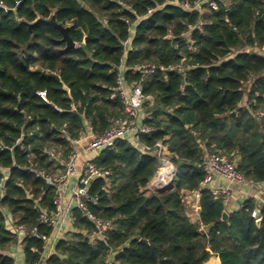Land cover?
Instances as JSON below:
<instances>
[{"label":"trees","instance_id":"trees-1","mask_svg":"<svg viewBox=\"0 0 264 264\" xmlns=\"http://www.w3.org/2000/svg\"><path fill=\"white\" fill-rule=\"evenodd\" d=\"M195 1L0 0V264H16L10 219L27 230L24 264L40 261L53 229L39 216L55 206L54 187L39 172L62 171L49 151L65 159L86 125L100 134L125 116L111 97L119 67L127 85L141 83L152 96L139 116L151 130L92 160L109 175L89 183L96 202L86 206L114 229L92 240L91 223L73 209L71 230L48 264H218L212 256L219 264H264V200L248 198L226 212L222 198L200 188L210 154L232 156L248 181L264 182V0H214L203 15L179 6ZM51 16L69 26L74 47L66 48L56 26L35 23ZM199 18L207 24L190 32L196 49L189 52L182 34ZM144 63L157 70L142 79L134 69ZM179 64L183 71L168 69ZM158 142L175 168L173 186L146 193ZM183 191L199 192L196 218Z\"/></svg>","mask_w":264,"mask_h":264},{"label":"built area","instance_id":"built-area-1","mask_svg":"<svg viewBox=\"0 0 264 264\" xmlns=\"http://www.w3.org/2000/svg\"><path fill=\"white\" fill-rule=\"evenodd\" d=\"M205 4L207 8H216V3L214 0H196L193 5L188 2L179 4L182 9H196L199 11L200 15H203L205 10L202 6ZM207 23L203 18H199L198 22L194 26H189L188 31L183 36L188 37V50L189 52H194L196 47L194 46V41L190 37V32L194 29L202 32L203 27ZM170 36V35H168ZM122 47L124 50L128 47V40L122 42ZM264 51V49H262ZM183 61V60H182ZM189 67V66H188ZM164 68H161L163 70ZM168 69H178L183 71V65L171 66ZM119 77L116 80V94L111 97L119 98V101L123 107L125 116L116 119L113 124L100 134H93L88 139H82L81 137L72 142L75 149L67 155L65 159L60 157L58 151L52 148L49 151L50 157L57 162H59L63 169L57 174H46L39 172V176L43 177L48 184L54 187V200L53 204L55 210L51 214L42 213L39 216V222L41 224L51 226L53 231L50 236L43 239L45 240V249L40 261L37 264H48L47 258L51 254V250L56 241V231L58 229L59 223L62 221L64 215L69 216L70 222L73 224L74 216L72 213L73 209H78L81 214L91 223L92 230L89 234L90 239H103L104 235L114 229V225L110 220L104 219L87 209L86 202L95 203L96 198H91L88 196L87 186L89 183L96 178L105 179L109 175V171L99 169L92 162L98 153L106 148L111 147L118 140H127L129 138H136L138 134L148 133L151 129L140 123L138 121L140 116V109L144 104H152V96L149 94H144L142 90L141 83L135 85H127L123 80L121 73L122 68L119 67ZM142 79L150 77L157 70L156 66L149 63H144L138 65L134 69ZM143 118V117H142ZM141 118V119H142ZM154 154L158 160L159 167L163 165H168L170 181L175 173V168L171 163L170 156L167 154L166 148L160 142L155 144ZM91 153L96 156L90 160H87L80 164V153ZM157 169V172H158ZM203 169L205 171L204 179L200 184V188H207L211 191L212 195L216 198L220 197L223 200L224 205L228 201L227 191L224 189L211 188L209 183L213 180L215 175L221 176L230 183L235 184H249L251 186H257L259 183L254 181H248L240 172L236 169V162L230 160L228 157L220 154H210L203 163ZM154 179L149 182V184L143 188V191L155 192L156 188H161L154 185ZM75 178V185L71 189V198L68 206H64L65 200V190L68 188L70 180ZM3 189V179L0 181V191ZM196 198H199V192L195 193ZM199 210V207H198ZM198 214V211H196ZM252 215L258 219V212L254 211ZM19 242L27 234V230L23 225H15L13 228ZM33 236H38L35 231L30 232Z\"/></svg>","mask_w":264,"mask_h":264},{"label":"crops","instance_id":"crops-1","mask_svg":"<svg viewBox=\"0 0 264 264\" xmlns=\"http://www.w3.org/2000/svg\"><path fill=\"white\" fill-rule=\"evenodd\" d=\"M121 68L123 71V67H121ZM140 114H143L142 110H141ZM140 119L141 118L138 119L139 122H140ZM92 135H93V133L91 132L90 127L88 125H86L85 131L82 134L81 138L82 139H88ZM73 148L75 149V147H73ZM95 156H96L95 154L81 152L80 153V159H79L80 164L87 161V160L92 159ZM75 180H76L75 178L70 180L69 186L65 190V200H64V206L65 207L68 206V204L70 202L71 189L75 185ZM209 186L211 188H216V189L221 188V189H224L227 191L228 201L225 204L226 212H231V211L237 210L241 206L243 201H245L248 198H253V199L257 200L258 202L264 200V182L259 183L257 186H251L249 184H235V183H230L229 181L225 180L221 176L215 175L213 180L209 183ZM171 188L172 187H170L169 189H171ZM183 195H184V201L187 205V213L189 212L188 207L192 211V213L191 214L188 213V215L190 217L196 218L198 215L196 213V211H198V199L196 198L194 192L191 193V192L183 191ZM9 222H10L11 227L14 228V221L10 219ZM71 226H72V223L69 220V216L67 214L64 215V217H63L62 221L59 223L58 229L56 231V241L60 238H63L65 236V234L71 230ZM56 241H55V243H56ZM55 243H54V245H55ZM54 245H53V248L51 250V253L54 250ZM10 254L14 257L16 264H24L21 242H18V244L14 245L12 247ZM211 258L217 259L218 264H219V260L216 256H212L209 259H211Z\"/></svg>","mask_w":264,"mask_h":264},{"label":"water","instance_id":"water-1","mask_svg":"<svg viewBox=\"0 0 264 264\" xmlns=\"http://www.w3.org/2000/svg\"><path fill=\"white\" fill-rule=\"evenodd\" d=\"M39 22H44V23L52 24V25L56 26L60 30L61 34H62V40L65 42L67 49L70 48V47H74L75 46V43L68 36L69 26H63L61 24L56 23L55 19H54V16H51V18L48 19V20L38 19L35 23H39ZM32 25L33 24H29L28 26L31 27ZM229 159L231 160L232 156H229ZM172 186H173V183H172V180H171L170 183L167 186L161 187V188H156L155 192L156 193H164ZM226 218H227V213L223 212L222 220H226ZM257 224H259V219H257ZM210 227H211L210 225H207V226H204L203 229L205 231H208L210 229ZM142 241L146 242L145 240H142Z\"/></svg>","mask_w":264,"mask_h":264},{"label":"bare ground","instance_id":"bare-ground-1","mask_svg":"<svg viewBox=\"0 0 264 264\" xmlns=\"http://www.w3.org/2000/svg\"><path fill=\"white\" fill-rule=\"evenodd\" d=\"M169 168L168 165H163L158 169L154 185L159 187H165L169 184L170 176H169Z\"/></svg>","mask_w":264,"mask_h":264},{"label":"rangeland","instance_id":"rangeland-1","mask_svg":"<svg viewBox=\"0 0 264 264\" xmlns=\"http://www.w3.org/2000/svg\"><path fill=\"white\" fill-rule=\"evenodd\" d=\"M153 179H154V178H152V180H153ZM152 180H151V181H152ZM151 181H150V182H151ZM168 190H169V189H168ZM188 211H189V212H188L189 214L192 213V211H191V209H189V207H188Z\"/></svg>","mask_w":264,"mask_h":264}]
</instances>
